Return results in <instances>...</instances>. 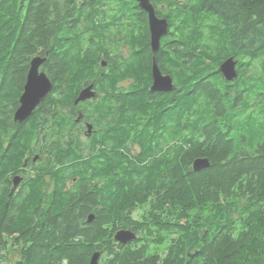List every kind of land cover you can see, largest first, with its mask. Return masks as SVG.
Masks as SVG:
<instances>
[{
  "label": "trees",
  "instance_id": "1",
  "mask_svg": "<svg viewBox=\"0 0 264 264\" xmlns=\"http://www.w3.org/2000/svg\"><path fill=\"white\" fill-rule=\"evenodd\" d=\"M80 1L0 0V134L3 132L10 140L3 153L0 138V171L7 173L17 167L29 145L30 135L22 133L13 114L30 59L45 56L46 49L55 48L56 52L50 54L43 69L55 87L59 90L65 87L66 93L60 97L71 94L73 87L89 76L83 59L75 49L71 53L74 46L69 45L70 52H67L61 50L60 38L53 39L71 34L72 23L63 26L61 14L80 11L77 6ZM82 1L91 4L94 0ZM192 1L196 5L180 16L182 24L177 41L180 49L174 47L177 53L167 52V59L172 58L167 62L168 67H178L181 71L173 73L180 85L177 98L165 102L166 128L170 125L168 130L173 133L177 121L182 120V129L196 138L199 134L212 133L214 141L206 151L212 167L207 173H192L191 180L187 181L170 168L166 172L164 199L174 203V198H180L183 210L203 215L195 241L186 227L180 233L179 246L170 244L159 255H152L145 246L116 245L112 239L116 229L111 216L113 200L119 202L118 210L122 213L123 199L129 203L132 195L124 187L108 192V183L101 193L99 212L89 223L87 213L96 203L87 198L77 201L71 196L65 197L60 190L44 210L40 208L39 194L29 195L17 203H11L4 195L0 196V264H11L13 251L18 253L13 264H57L59 261L88 264L96 250L106 253L105 258L100 257V264H264V0ZM50 9H53V19ZM162 55L161 51L157 53L158 57ZM229 56L239 61L235 84L184 87V83L205 80L225 83L214 70ZM147 94L148 98L153 97ZM139 99L133 96L129 99L130 105L142 107L144 102H138ZM169 102L171 105L166 108ZM47 105V100L43 101L37 113H48ZM142 108L146 113L157 112L156 104ZM225 131L227 138L219 135ZM232 137L243 141L242 154L230 153ZM241 175V194H237L233 183ZM149 180L145 178L146 183ZM146 183L142 186L147 188ZM190 192L199 200L206 195H211L212 200L191 205ZM220 194L225 195L223 199H219ZM173 203L165 209L173 212ZM162 219L165 221L161 227L167 238L174 218L172 214H165ZM202 227L209 229L200 235Z\"/></svg>",
  "mask_w": 264,
  "mask_h": 264
},
{
  "label": "flooded vegetation",
  "instance_id": "2",
  "mask_svg": "<svg viewBox=\"0 0 264 264\" xmlns=\"http://www.w3.org/2000/svg\"><path fill=\"white\" fill-rule=\"evenodd\" d=\"M151 3L156 17L166 21L165 32L155 52L151 50L148 12L139 6L137 0H94L91 4L81 0L77 5L80 11L61 14L63 26L72 23L71 34L53 39L60 38L61 50L70 52L69 45L74 46L71 53L75 49L76 54L83 59L89 76L74 86L72 93L65 97H60L66 93L63 92L65 87L59 90L52 81V88L43 100H47L48 113H37L41 101L25 120L15 122L21 125L22 133L30 135L27 141L29 145L17 167L7 173L0 171V196L6 195L8 201L17 203L29 195L35 197L39 194L40 208L45 210L47 203L53 197L57 198L58 192L62 190L65 197L71 196L77 201L86 198L93 200L96 205L87 213V218L92 214L94 219L95 213L99 212V203L103 199L101 193L106 183L109 184L108 192L118 187L127 188L129 195H132L129 197L131 202L123 199L122 213L118 210L119 202L113 200L111 216L116 229L112 239L116 245L145 246L152 255H159L170 244L179 246L180 233L183 229L187 230L186 227L195 241L196 232L200 230L198 225L203 218L202 214L196 215L194 210H183L180 198H174V203L166 202V172L171 168L175 170L176 176L180 173L187 181L191 180L192 173L210 171L212 165L206 151L214 141V135L199 134L196 138L190 131L182 129V120L177 121L173 133L168 130L170 125L166 128L165 102L177 98L180 85L173 73L174 70L181 71L178 67H168L167 62L172 58L167 59V56L170 51L175 52L174 47L180 49L177 43L182 24L180 16L188 13L196 3L192 0H151ZM52 11L50 9L51 19L54 16ZM160 51L163 55L158 57ZM53 52H56L54 47L46 49L44 55L49 58ZM154 60L161 74L171 77L172 89L152 88ZM218 68L219 65L214 72L217 71L225 83L205 80L201 83H185L184 87L198 84L219 87L227 82L232 85L236 83L239 75L238 60L237 77L233 82L226 80ZM88 87L93 95L76 102L80 91ZM147 93L153 97L148 98ZM133 96L135 99L140 98L138 102H144L142 107L156 104L157 112L146 113L141 106H131L129 99ZM170 105L167 104L166 108ZM219 135L227 138L226 131ZM0 138L4 153L10 140L4 137L3 132ZM234 151L238 154L244 151V143L237 137H232L230 153ZM198 158H206L209 165L195 169L194 162ZM208 175L211 177V172ZM145 178L150 179L147 188L142 186L146 183ZM15 179H18L16 183ZM242 180L243 175L233 183L237 194H241L239 185ZM224 196L220 194L219 199ZM190 199L191 205L196 201L212 200L211 195L199 200L192 192ZM172 203L173 212L165 209V206L170 207ZM165 214H172L174 218L173 229L169 230L167 238L161 227ZM119 229L134 231L137 238L120 243L114 239ZM207 229L202 227L200 235ZM199 241L202 240L199 238ZM105 255L103 252L101 259Z\"/></svg>",
  "mask_w": 264,
  "mask_h": 264
},
{
  "label": "water",
  "instance_id": "3",
  "mask_svg": "<svg viewBox=\"0 0 264 264\" xmlns=\"http://www.w3.org/2000/svg\"><path fill=\"white\" fill-rule=\"evenodd\" d=\"M139 6L148 12L150 34H151V50L155 52L159 48L160 37L165 32L166 21H160L154 12L151 0H137ZM46 56L36 55L29 61V67L26 73L25 82L23 85V91L21 92L18 102L19 105L14 111L13 120L15 122H22L34 109L44 100L49 91L52 88V81L42 68L46 62ZM237 60L233 56H229L219 64V71L223 74L226 80L233 81L237 77L236 72ZM153 89L157 90H170L172 89V80L170 76H163L153 61ZM90 87L80 91L76 102L79 100H85L91 97L93 94L89 91ZM209 165V161L206 158H198L194 162V168L200 169ZM18 179H15L16 183ZM93 220V215L90 214L87 218V222ZM137 238L135 232L129 229H119L114 234V239L120 243H125ZM101 251H94L89 259L88 264H100ZM57 264H69L66 261H59Z\"/></svg>",
  "mask_w": 264,
  "mask_h": 264
},
{
  "label": "bare ground",
  "instance_id": "4",
  "mask_svg": "<svg viewBox=\"0 0 264 264\" xmlns=\"http://www.w3.org/2000/svg\"><path fill=\"white\" fill-rule=\"evenodd\" d=\"M66 6V5H65ZM126 9H127V7H126ZM66 10V9H65ZM64 11V10H63ZM132 15V14H131ZM89 16V15H88ZM108 18V17H107ZM84 21V20H83ZM87 24V23H86ZM89 25V24H88ZM98 27H99V25H98ZM97 27V28H98ZM88 30V29H87ZM85 31V30H84ZM88 32V31H87ZM94 33H96V32H94ZM84 34V33H83ZM86 35V34H85ZM83 36V35H82ZM93 37V36H92ZM80 38H82V37H80ZM86 38V37H85ZM79 39V38H78ZM114 39V38H113ZM55 40V39H54ZM89 40V39H88ZM86 47V46H85ZM71 58V57H70ZM194 60V59H193ZM196 60V59H195ZM192 63V62H191ZM199 65V64H198ZM184 67V66H183ZM182 67V68H183ZM208 67H210V66H208ZM208 69V68H207ZM203 70V69H202ZM196 71V70H195ZM201 71V70H200ZM197 72H199V71H197ZM202 72V71H201ZM179 75V74H178ZM195 75V74H194ZM197 75V74H196ZM203 75V74H202ZM173 77V76H172ZM175 79V78H174ZM184 82V81H183ZM213 83H215V82H213ZM185 84V83H184ZM61 95V94H60ZM124 103H125V101H124ZM159 103V102H158ZM160 104H161V102H160ZM225 105V104H224ZM156 111V110H155ZM230 118V117H229ZM118 119V118H117ZM154 119V118H153ZM263 119V118H262ZM226 120V119H225ZM229 120V119H228ZM129 121V120H128ZM209 121V120H208ZM258 121V120H257ZM116 122H117V120H116ZM123 123V122H122ZM230 124V123H229ZM220 132V131H219ZM218 134V133H217ZM164 144V143H163ZM100 148V147H99ZM102 150V149H101ZM106 150V149H105ZM245 150V149H244ZM239 151V150H238ZM21 153V152H20ZM39 169H40V167H39ZM35 170V169H34ZM42 170V169H41ZM43 171V170H42Z\"/></svg>",
  "mask_w": 264,
  "mask_h": 264
},
{
  "label": "rangeland",
  "instance_id": "5",
  "mask_svg": "<svg viewBox=\"0 0 264 264\" xmlns=\"http://www.w3.org/2000/svg\"><path fill=\"white\" fill-rule=\"evenodd\" d=\"M42 68H43V66H42ZM252 81L254 82V80H252ZM253 82H251L250 85H252ZM11 258H12L11 264H13L18 259V253L16 251L11 252Z\"/></svg>",
  "mask_w": 264,
  "mask_h": 264
}]
</instances>
